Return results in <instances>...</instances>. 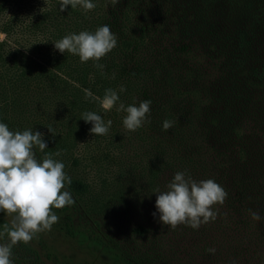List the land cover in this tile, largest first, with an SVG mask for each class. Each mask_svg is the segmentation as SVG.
Returning <instances> with one entry per match:
<instances>
[{
    "label": "trees",
    "instance_id": "16d2710c",
    "mask_svg": "<svg viewBox=\"0 0 264 264\" xmlns=\"http://www.w3.org/2000/svg\"><path fill=\"white\" fill-rule=\"evenodd\" d=\"M22 1L0 0V14L13 12ZM31 2L32 15L8 14L1 26L8 39L0 42V77L11 84L18 83L17 73H30L32 79L44 80L50 98L63 108L54 128L45 127L43 110L38 121L35 114L31 118L48 145L43 153L34 149L38 160L45 153L58 160L56 143L70 134V127L92 125L82 119L83 113L103 118L106 89L119 95L111 112L115 121L126 115L117 111L120 103L138 106L150 100V123L135 131L147 142L150 162L141 172L117 175L115 196L125 197L126 204L150 207L142 202L137 182L152 188L163 171L164 177L178 172L179 159L192 162L182 169L193 175L197 168L196 181L214 179L228 196L213 207L218 213L214 221L198 230L181 224L190 248L175 263L264 264V0H92L96 7L87 12L79 5L60 11V0ZM103 25L118 37L117 46L98 61L104 69L54 47L67 34L94 32ZM121 86L126 90L120 91ZM7 116L0 112V122L24 131L22 122L15 128ZM165 120L173 122L167 131L162 128ZM76 187L66 184L62 191L75 201ZM93 208L76 201L53 208L60 218L53 227L90 251L91 264H147L142 256L103 238L102 213ZM253 211L259 212V221L252 218ZM9 222L0 212V230ZM134 232L147 233L142 226ZM6 242V237L0 240ZM209 248L215 253L207 252ZM50 250L34 238L18 243L12 248L13 264H64Z\"/></svg>",
    "mask_w": 264,
    "mask_h": 264
},
{
    "label": "rangeland",
    "instance_id": "374dc122",
    "mask_svg": "<svg viewBox=\"0 0 264 264\" xmlns=\"http://www.w3.org/2000/svg\"><path fill=\"white\" fill-rule=\"evenodd\" d=\"M33 9L31 0H24L13 9V12L0 14V42L8 39L1 31V26L8 14L16 12L17 16L25 17L32 15ZM0 69L2 70L3 67ZM17 75L18 83L12 82L11 84L0 77V112L14 119L15 128H18L17 123L22 122L21 129L35 131L38 124L36 123L35 127L31 118L35 114L37 119L38 114L43 110L41 114L44 115L43 119L46 121L45 127L54 128L56 125L54 118L57 114H62L63 108L56 105L55 98H50L53 94L48 91L44 80L32 79L30 73L25 75L22 71ZM114 109L115 106L103 111L105 123L108 120L112 121L106 135L91 134L89 130L92 125L81 130H76L72 125L69 129L70 134L64 140L60 143L54 141L60 149L58 150L60 153L57 156L58 161L65 165L64 172L71 177V184L74 183L77 186L79 195L75 197V201L80 207L92 206L95 208L92 209L94 212L101 211L102 219L99 229L106 241H111L129 254L142 256L147 264H176L175 258L177 259L190 248L186 244L188 240L180 229L181 224L173 229L159 221V212L155 207L156 194L153 193L157 188L162 191L166 189V185L174 175L164 177L163 171L162 176L152 188L148 187L143 180L137 182L142 202L151 204L150 207L126 204L125 197L115 196L119 190L116 183L117 175L121 172L143 171L150 162V154L146 141L140 139L136 132L126 130L123 122L115 121L111 114ZM65 132L66 128L63 133ZM178 161L181 164V167H178L179 172H185L182 169L185 165H192V162L183 159ZM124 168L128 170L123 171ZM196 172L197 168L193 175L190 174L192 171L185 173L186 176H191L195 180L198 174ZM148 188H150L149 191ZM129 191L124 190L125 193ZM153 213L156 215L153 216ZM6 217L9 221L11 220V217L7 215ZM139 226L144 227L147 233L142 235L135 233V229ZM34 239L36 243L45 242L54 253L61 255L63 258L61 262L64 264H91L94 260L90 251H84L75 241L53 226L50 231L39 233Z\"/></svg>",
    "mask_w": 264,
    "mask_h": 264
},
{
    "label": "clouds",
    "instance_id": "9594fccd",
    "mask_svg": "<svg viewBox=\"0 0 264 264\" xmlns=\"http://www.w3.org/2000/svg\"><path fill=\"white\" fill-rule=\"evenodd\" d=\"M118 0H113V3ZM69 5L74 9L78 5L87 11L96 5L92 0H60V11ZM118 37L111 31L109 25L97 27L92 31H80L78 34H67L54 42V47L60 53L65 51L77 55L82 63L92 60L95 66L104 69L105 65L98 61L117 46ZM126 89L121 86L120 91ZM91 96V93H87ZM119 95L111 88L105 90L102 106L110 110L116 106ZM151 101H140L138 106L119 104L117 111H123V127L131 132L141 128L151 112ZM82 119L91 123L90 133L106 135L112 121L107 123L101 115L95 112H85ZM173 126L169 120L163 121L162 128L167 131ZM51 132V129H49ZM44 152L48 148L44 134L32 129L12 131L6 123L0 122V212L11 217L0 230V240L7 238L6 243H0V264H13L12 248L18 243L29 244L39 233L50 231L53 224L59 222V217L52 210L74 205L71 193L65 185L71 184V177L64 172L65 165L54 159L52 154L45 153L38 160L34 149ZM59 156L60 153H55ZM155 207L159 212V221L175 229L184 224L198 230L202 223L214 221L217 211L213 207L222 205L228 196L226 190L214 179L194 180L185 172H176L165 190L157 188ZM156 213H153L155 216ZM252 218L259 221V212H252ZM207 252L214 254L215 249Z\"/></svg>",
    "mask_w": 264,
    "mask_h": 264
}]
</instances>
